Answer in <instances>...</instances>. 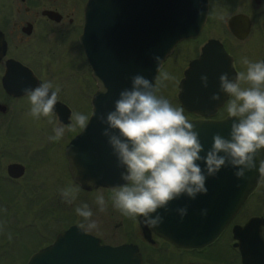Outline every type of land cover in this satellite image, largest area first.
I'll use <instances>...</instances> for the list:
<instances>
[{"label": "water", "instance_id": "95a60500", "mask_svg": "<svg viewBox=\"0 0 264 264\" xmlns=\"http://www.w3.org/2000/svg\"><path fill=\"white\" fill-rule=\"evenodd\" d=\"M207 0H88L84 6V24L79 36L84 55L96 81L97 90L91 98L92 110L86 128L73 138L66 148L70 173L82 188L92 190L99 186L114 188L125 183L120 177L124 171L117 167V159L102 135L106 124L98 120L103 114L114 110V103L124 89H130L131 77L140 74L155 82L158 65L154 59L164 60L172 54L175 46L185 39L196 38L205 23ZM51 14V12H47ZM235 19V18H234ZM243 38V37H242ZM6 42L0 31V58L5 54ZM229 57L222 44L209 39L201 54L190 63L179 88L178 100L187 110L204 114L205 94L208 88H219L220 72L233 71ZM206 67L218 71L212 77L217 80L208 87L187 82L192 77L191 69ZM235 76L229 74L232 79ZM29 88L40 82L29 71ZM8 86V85H7ZM9 90V87H7ZM106 88L105 92L103 89ZM219 103H222L220 101ZM194 104L195 108H190ZM56 102L54 110L59 109ZM237 118L220 120H190L199 132V139L206 151L211 148L213 136L219 133L229 138L231 124ZM264 159V150L256 160V168L246 171L245 178L238 179V169L222 168L215 177L206 180L207 194H198L195 200L186 195L172 201L169 211L159 209L163 223L151 228L170 243L185 248H200L213 242L239 211L248 195L258 183L261 173L259 160ZM203 169L205 165L198 161ZM8 172L13 177L24 173V167L13 163ZM187 206V215L181 219L175 211ZM207 209V215L201 211ZM155 216V214H153ZM256 223L252 219L244 227ZM143 234L149 239L150 229L140 221ZM237 228L234 227L236 233ZM139 248L133 243L108 245L74 225L57 234L54 241L33 252L25 264H142ZM245 264V262H244Z\"/></svg>", "mask_w": 264, "mask_h": 264}, {"label": "flooded vegetation", "instance_id": "af4514ba", "mask_svg": "<svg viewBox=\"0 0 264 264\" xmlns=\"http://www.w3.org/2000/svg\"><path fill=\"white\" fill-rule=\"evenodd\" d=\"M8 1H10V5L12 4V7L14 6L13 10L12 8L9 10L10 13L3 14L5 11H3L2 5L0 4V31L3 33L6 42L5 54L0 58V167L3 166V158H10L13 156V151H11L12 143H16L19 137L23 139L29 132L26 126V123H29V116L26 121L20 123L19 119L22 120V118L18 115L19 108L27 107V98L24 89L29 88V71H31L32 75L35 76L40 83L50 79L47 78L51 75L49 72H52L54 75L59 73L57 68L53 69L54 67L51 65L52 61L47 57V53L50 51L51 54H56L58 47L55 45L59 44V42H62L64 39V47L66 46V49H71L75 54L74 59L76 58L78 60H76L77 63L74 66L76 67L83 62V65L88 69L90 78L94 83V91L89 93L87 89L82 87L81 78L77 75L78 70H74L73 73H65L63 77L58 76V81L55 82L58 84L60 83L61 86L57 99V102L60 103L59 109L54 110L52 116L42 118L46 119L48 124L47 127L52 133H54L53 128L57 126L65 129L67 135L62 144L66 168L65 172L74 187L78 188L79 191L83 193H90L98 190L110 191L112 188L104 186L87 190L76 183L70 173L66 154V148L70 141L82 130L79 127H77L75 131L69 130L73 123V113L78 112L74 100H81L80 97L86 98V102L88 103L87 112L88 116H90L92 110L91 98L97 90L96 81L92 77L91 68L79 41V36L82 33L84 24V6L88 0ZM207 5L205 23L199 35L194 39H185L179 42L175 46L172 54L164 60L162 65L163 70L176 77V106L182 107L178 100L180 91L179 85L185 76V72L190 68V63L200 56L204 44L198 47H193L194 45L190 47L195 49V55L189 57L186 64L176 61L175 55L183 43L196 42L204 34L207 24L212 18L219 16L223 17L222 19L224 22L221 23L220 28L224 32V38L210 37L206 39V41L209 39H216L222 44L225 53L230 59L229 65L233 69L231 73L226 72L228 75L233 74L236 77L238 73L245 72L242 59L245 57L249 59L250 57V53H248L247 49H234L232 45H230L232 40L229 39L228 41L229 34L237 40H244L245 38L256 35L260 37L262 43H264V0H207ZM49 11L51 14L47 13ZM52 33H54V35ZM66 39L70 40V43L67 45H65ZM49 45L50 48L53 49H49ZM257 51L258 53L254 57V60L264 61V49H258ZM240 53L243 54L242 58L239 55ZM191 72H193V75L187 83L192 86V93L195 91L194 85L203 84L201 80L202 76H207L208 84H212L217 80L212 76L217 74L218 71H212L206 67L194 68L191 69ZM220 74L222 73L220 72ZM54 75L52 77L53 79L57 77ZM242 84H244V82H242L241 85ZM6 86L9 87V90H7ZM215 93H219V88L216 90L208 88L206 92L204 91V114L196 110H187L184 108L186 117H188L189 120H220L228 117L225 105L230 97H228L227 94L219 93L220 99L218 101H213L211 100V96ZM220 101H222V103H219ZM190 108H195L194 104H191ZM49 121H51V123ZM14 146V148H16L17 144ZM14 159L9 160L8 163L5 164L4 171L6 172V176H0L1 181L13 182L19 179L18 177L11 176L8 172L9 165L13 163L22 165L24 167V173L20 177L25 175L26 165ZM7 192L11 191H4L0 186L1 194ZM75 218L76 217L73 216L66 226L54 236L56 237L57 234L74 225L84 230ZM252 219H256V223L245 229L244 227ZM133 223L138 224V232L141 236L139 239H143L148 243V253L149 251H153V254L154 252L157 253V249H159L154 263L150 259L148 264H244V262L245 264H264V174H261L258 183L248 195L233 219L222 230L218 237L206 246L200 248L179 247L157 235L151 228H149V239H146L140 226V220H132L122 214L115 226L123 230V233L134 235L136 232L134 230L135 227L133 226L130 229ZM234 227L237 228L236 233L234 232ZM84 231L98 237L103 244L112 246L124 243L136 244L142 255V264H147L148 258H154L152 253L150 254L151 256L149 255L150 257L145 254L141 244L136 239L130 238V240L120 244H111L105 242L101 236L86 230ZM136 235L137 232L135 233V236ZM55 237L50 239L48 244L52 243ZM163 247L170 248L173 252L168 258V261L171 263H168L166 257L161 254V249ZM228 253L232 258H227Z\"/></svg>", "mask_w": 264, "mask_h": 264}, {"label": "clouds", "instance_id": "9594fccd", "mask_svg": "<svg viewBox=\"0 0 264 264\" xmlns=\"http://www.w3.org/2000/svg\"><path fill=\"white\" fill-rule=\"evenodd\" d=\"M154 59L159 73L155 82L140 74L131 77V88L120 92L114 110L108 112L106 118L103 114L97 117L107 125L102 135L108 139L117 167L124 169L120 177L125 183L110 190L112 206L132 220H142L148 228L163 223L158 210L169 211L172 201L185 195L192 200L198 194L206 195L207 178L215 177L222 168H236L234 175L238 179L245 178L246 171L256 168V160L264 150V61L253 62L245 57L242 63L246 65V72L232 79L226 72L220 75L219 93L230 97L225 105L227 115L237 119L231 124L229 138L215 134L211 148L202 156L204 145L194 124L184 114V108L174 106L158 94L168 83L175 82L176 77L162 69L163 61L159 56ZM201 80L207 87V76H202ZM242 82H247L249 87H241ZM24 92L33 118L53 115L60 92L58 85L45 81ZM219 93L213 94L211 100L218 101ZM89 119L83 113H73L69 130L86 128ZM53 132L49 140L59 142L65 129L57 126ZM198 161L203 162L205 168L202 169ZM258 171L264 174V159L259 160ZM78 191L68 185L60 193L65 201L72 202ZM95 202L101 212L107 210L102 192L96 194ZM175 211L183 219L187 206ZM75 212L87 222L89 230L98 227L88 204L76 207ZM201 215H207V209L202 210Z\"/></svg>", "mask_w": 264, "mask_h": 264}, {"label": "rangeland", "instance_id": "374dc122", "mask_svg": "<svg viewBox=\"0 0 264 264\" xmlns=\"http://www.w3.org/2000/svg\"><path fill=\"white\" fill-rule=\"evenodd\" d=\"M0 4L3 11H5L3 14L8 13L11 8L12 10L14 9V6L12 7V4L10 5V1L8 0H0ZM222 18L220 16L212 18L208 22L204 34L196 42L183 43L175 55L176 61L186 64L187 59L195 55L193 47L204 44L206 39L210 37L224 38V32L220 28L221 23L224 22ZM52 34L54 35V33ZM229 35L228 41L229 39L232 40L231 44H229L234 49H247L248 53H250V61H255L254 57L258 53V49H264L262 39L256 35L244 40H237ZM63 42L64 39L55 45L58 47L56 54L53 55L50 51L47 53L49 60L54 62H51L52 67H54L53 69L57 68L59 72L55 74L57 76L55 79L52 78L54 74L49 72L51 75L47 77L50 78L47 81H51L54 85L61 87L60 83L55 82L58 81V76L63 77L65 73H73L74 70H78V73H76L81 78L82 87L87 89L89 93L93 92L94 83L90 78L88 69L83 65V62L76 67L74 66L78 60L74 59L75 54L71 49H66V46L64 47ZM69 43L70 40L66 39L65 45ZM191 46L193 47L190 48ZM48 47L49 49H53L50 48V45ZM239 55L242 58L243 54L240 53ZM244 66V71L246 72V65ZM241 87H249V84L244 82ZM176 92L175 82H170L167 87L161 88L158 94L176 106ZM80 99H78L79 101L74 100V104L79 113L88 115L86 98L80 97ZM26 105L27 107L19 108L18 115L22 118V120L19 119L20 123L26 121L29 116V123H26L29 132L23 139L19 137L16 143H12L11 151H13V156L3 158V166L0 167V176H6V172L4 171L5 164L14 158L16 159H14L15 161L23 162L27 167L25 175L19 176V179L16 181L3 182L0 180L1 188L4 191H11L3 194L0 193V264H25L27 258L33 252L48 244V241L55 237L54 235L65 227L73 216L76 217L75 219L84 230L103 237L107 243L120 244L130 240V238L138 240L145 254L149 256L152 253L154 256V258H148L147 264L150 259L154 263L159 249H157V253L154 252L153 254V251H149L148 253V243L143 239H139L141 236L138 232V224L133 223L130 227V229L133 226L135 227L136 236V232L134 235H128L115 226L121 217V213L112 206L110 191L98 190L90 193L78 191V195L74 201L68 202L64 200L60 190L68 185L74 187L65 172L62 144L67 134L64 133L63 138L59 142L50 141L49 137L54 135V133L49 131L46 119L42 117L40 119L33 118L30 115L28 100L26 101ZM15 144H17L16 148H14ZM100 192L104 194L107 201V210L105 212H101L99 205L95 202L96 194ZM85 203L89 205L93 212L92 219L98 225L96 229L89 230L87 222L75 212L76 207ZM161 251V254L166 257V261L171 263L168 261L169 255L173 254L170 248L163 247ZM229 253L227 254V258H232L229 256Z\"/></svg>", "mask_w": 264, "mask_h": 264}, {"label": "bare ground", "instance_id": "6f19581e", "mask_svg": "<svg viewBox=\"0 0 264 264\" xmlns=\"http://www.w3.org/2000/svg\"><path fill=\"white\" fill-rule=\"evenodd\" d=\"M247 239V238H246ZM254 254V253H253ZM255 260V259H254Z\"/></svg>", "mask_w": 264, "mask_h": 264}]
</instances>
